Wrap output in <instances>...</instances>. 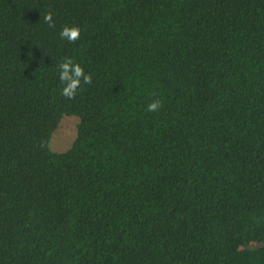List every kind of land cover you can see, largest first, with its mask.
I'll use <instances>...</instances> for the list:
<instances>
[{"label":"trees","instance_id":"trees-1","mask_svg":"<svg viewBox=\"0 0 264 264\" xmlns=\"http://www.w3.org/2000/svg\"><path fill=\"white\" fill-rule=\"evenodd\" d=\"M0 264H264V0H0Z\"/></svg>","mask_w":264,"mask_h":264},{"label":"clouds","instance_id":"clouds-1","mask_svg":"<svg viewBox=\"0 0 264 264\" xmlns=\"http://www.w3.org/2000/svg\"><path fill=\"white\" fill-rule=\"evenodd\" d=\"M52 12H47L44 15V22L49 27L54 26ZM60 37L69 43H75L80 38V29L78 27L64 26L60 31ZM59 81L63 85L61 95L68 100L75 99L81 80L84 84H91L92 77L90 74H85L84 69L78 64L74 63L71 58H65L64 61L58 64ZM162 107V102L159 99H154L147 105V111L156 112Z\"/></svg>","mask_w":264,"mask_h":264},{"label":"rangeland","instance_id":"rangeland-1","mask_svg":"<svg viewBox=\"0 0 264 264\" xmlns=\"http://www.w3.org/2000/svg\"><path fill=\"white\" fill-rule=\"evenodd\" d=\"M77 123L76 116L62 117L49 142L53 151H64L71 146L76 135Z\"/></svg>","mask_w":264,"mask_h":264}]
</instances>
